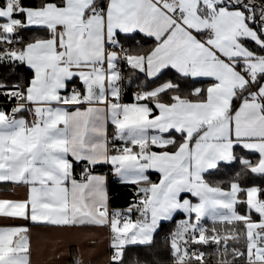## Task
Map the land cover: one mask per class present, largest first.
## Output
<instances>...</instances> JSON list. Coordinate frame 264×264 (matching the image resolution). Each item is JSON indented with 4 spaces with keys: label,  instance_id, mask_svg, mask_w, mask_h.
I'll return each mask as SVG.
<instances>
[{
    "label": "snow or ice",
    "instance_id": "1",
    "mask_svg": "<svg viewBox=\"0 0 264 264\" xmlns=\"http://www.w3.org/2000/svg\"><path fill=\"white\" fill-rule=\"evenodd\" d=\"M29 28L47 35L25 43ZM141 41L152 43L133 47ZM0 66L31 72L24 83L0 82V181L27 185L26 199H0V213L108 226L110 264H124L128 245L150 246L162 222L183 213L170 234L175 264H203L189 246L209 243L233 257L221 264H264V188L239 183L246 172L264 177V0H0ZM132 74L155 86L141 81L122 103ZM237 162L230 187L206 180ZM103 164L134 185L127 208L109 209L106 176L95 172ZM217 224L233 225L230 235ZM245 231L246 253L229 250ZM27 232L0 227V264H31ZM73 264H86L82 254Z\"/></svg>",
    "mask_w": 264,
    "mask_h": 264
},
{
    "label": "trees",
    "instance_id": "2",
    "mask_svg": "<svg viewBox=\"0 0 264 264\" xmlns=\"http://www.w3.org/2000/svg\"><path fill=\"white\" fill-rule=\"evenodd\" d=\"M25 3L29 4H38L39 0H25ZM47 33L42 30L41 28H29V29H23L20 32V36L23 40V42H28L29 40L35 38V37H45ZM152 42L151 41H141L139 45H133V47H148ZM16 47H20V44H16ZM251 47L252 45L249 44ZM125 75V84H128V72L124 73ZM133 79L131 86L124 87L123 89V100L130 101L132 100V94L133 89L137 87V85L144 81L143 75H139V78L137 79V74H132ZM31 72L27 68V66H11L7 69L3 68V66H0V82H5L7 84H17V83H24L28 78H30ZM163 81V78L161 81H157L155 83H160ZM145 84H147L149 87L155 86V84L152 81H144ZM204 84L203 81L193 83L191 81L188 82L189 87H195V86H202ZM138 90H142L141 88L137 87ZM185 91L188 89L185 88ZM0 101H3V97H0ZM178 138V137H177ZM157 150V149H153ZM252 159H256L257 157L252 156L250 157ZM80 165L76 166V172L80 171ZM105 167L103 165H99L96 167L95 172H104ZM240 171V165L237 162L233 167H226L221 166L219 170H214L211 172L210 175H206L205 178L212 184L220 183L221 186L224 187H230V181L235 176L237 172ZM150 179L153 181H158V174L155 172L149 173ZM239 183L241 184L242 188H247L249 186H259L261 188H264V177L258 176L251 173H244L241 175L239 179ZM134 192V185L131 183H120L116 179H110L108 180V201L109 206L111 208H124L128 207L129 203L132 201ZM259 198H264V194H261ZM238 199L246 200V193L238 194ZM245 203H238L236 206V210L240 212L241 214H246L247 208ZM136 213H133L132 218H136ZM252 219L257 220L259 219L258 215L255 213H251ZM184 218V215L182 213H177L173 216V218L169 221L162 222L161 226L157 230L156 233H154V240L150 246H142V245H128L126 246L125 253H124V264H170L175 262L172 253H171V247H170V234L176 230L177 222L182 220ZM208 222V221H206ZM209 226H212L213 224L211 222L207 223ZM212 224V225H211ZM215 227L220 231L221 235H230L229 229L233 227V225H227V224H217ZM234 227L239 233L243 228V224L239 222H234ZM229 247H238L241 250L246 249V238H245V232L243 235H240L238 240L229 239L228 241ZM190 251L192 249H196L198 252H203V264H215L218 259V254L215 250V247L213 244L209 243L208 245L203 244H192L189 246ZM113 250H110V253ZM75 254L74 251H71V260L72 256ZM230 256V255H229ZM226 257V258H229ZM189 264H200V261H195L194 259L189 262Z\"/></svg>",
    "mask_w": 264,
    "mask_h": 264
},
{
    "label": "crops",
    "instance_id": "3",
    "mask_svg": "<svg viewBox=\"0 0 264 264\" xmlns=\"http://www.w3.org/2000/svg\"><path fill=\"white\" fill-rule=\"evenodd\" d=\"M41 29L44 30L43 28ZM44 31L46 32V30ZM121 96L122 103L132 102V100H123V95L121 94ZM107 132L110 135L114 132L110 121L107 124ZM103 166L110 165L103 164ZM82 167L83 165L81 164L80 168L82 169ZM79 172H76L77 175ZM150 172L158 174L155 170H150L149 173ZM96 173L106 176V188L108 193L107 174L105 171ZM117 181L126 183L118 178ZM26 197L27 185L11 181H0V199L22 200L26 199ZM189 198L193 199V202H195V199L192 198L190 194ZM125 208L126 207L120 209ZM109 209L112 210L113 208L109 206ZM253 213L255 212L253 211ZM206 221L212 223V221L207 218L204 220V223L207 224L208 222ZM0 227H26L28 229L27 235L30 239L31 264H73V258L78 253L82 254L86 264H108L110 250H113L111 247V231L108 226L93 224L54 226L45 222H33L30 219V215L29 218H23L10 217L0 213ZM71 251L75 252L72 256V260ZM170 264H175V262Z\"/></svg>",
    "mask_w": 264,
    "mask_h": 264
},
{
    "label": "built area",
    "instance_id": "4",
    "mask_svg": "<svg viewBox=\"0 0 264 264\" xmlns=\"http://www.w3.org/2000/svg\"><path fill=\"white\" fill-rule=\"evenodd\" d=\"M136 91H140V90H138V88L135 87V88L133 89V92H136ZM122 95H123V91H122ZM2 104H3V101H0V105H2ZM10 107H11V106H9V110H10ZM27 118H28V119H32L31 116H27ZM111 135H112V134H111ZM111 135L109 134L110 137H111ZM105 173L107 174L108 180H110V179L112 180V179H116V178H117V177L113 174L112 169H111V166H106V167H105ZM204 224L206 225L207 229H209V232H208L207 234H211V229H212L213 227L209 226V225L206 224V223H204ZM211 244L214 245L215 250H216V252H217V245H216L215 243H211ZM223 247H224L223 242H221L220 248L222 249ZM228 247H229V246H228ZM192 250H196V249H192ZM229 250H231V247H229ZM196 251H197V250H196ZM241 251H244V252L246 253V249L241 250ZM197 252H198V251H197ZM111 254H112V252L109 253L108 264H110V257H111ZM217 254H218V259H217V263H216V264H221V261H223L224 259H229V260H230V259L233 258L231 255L229 256V258H226V257L220 255V253H218V252H217ZM245 260H246V256H245ZM237 264H240V261H239L238 258H237Z\"/></svg>",
    "mask_w": 264,
    "mask_h": 264
},
{
    "label": "rangeland",
    "instance_id": "5",
    "mask_svg": "<svg viewBox=\"0 0 264 264\" xmlns=\"http://www.w3.org/2000/svg\"><path fill=\"white\" fill-rule=\"evenodd\" d=\"M216 263H217V261H216ZM216 263H215V264H216Z\"/></svg>",
    "mask_w": 264,
    "mask_h": 264
}]
</instances>
